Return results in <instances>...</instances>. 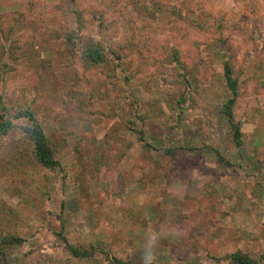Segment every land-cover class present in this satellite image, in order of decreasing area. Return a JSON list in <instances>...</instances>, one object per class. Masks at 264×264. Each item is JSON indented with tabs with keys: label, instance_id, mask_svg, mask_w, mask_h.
Listing matches in <instances>:
<instances>
[{
	"label": "rangeland",
	"instance_id": "obj_1",
	"mask_svg": "<svg viewBox=\"0 0 264 264\" xmlns=\"http://www.w3.org/2000/svg\"><path fill=\"white\" fill-rule=\"evenodd\" d=\"M0 114V264H264V0H0Z\"/></svg>",
	"mask_w": 264,
	"mask_h": 264
},
{
	"label": "trees",
	"instance_id": "obj_2",
	"mask_svg": "<svg viewBox=\"0 0 264 264\" xmlns=\"http://www.w3.org/2000/svg\"><path fill=\"white\" fill-rule=\"evenodd\" d=\"M68 38H70V36ZM89 43H91V41ZM82 55L85 56V58L90 59V61L94 63L101 62L105 59V53L98 43H92L84 46ZM115 56L117 59L120 58L117 53ZM223 71L227 87L231 92V96L219 105L218 110L230 124L232 138L234 140V143L238 146L243 142L239 120L234 116V109L238 96V81L236 78H233L231 76V67L228 63L223 64ZM22 116H27L31 121V125L23 126L22 131L24 133V137L31 145V154L35 162L47 169H55L59 167L60 161L55 157L54 150L51 144L48 142L43 129L36 122L34 115L29 111H20L14 116V118H20ZM12 126L13 121L9 118H4L3 114H0V133H6L7 130ZM23 242L24 239L16 235H9L8 237L3 239L0 238V250L5 248L14 249L20 246ZM66 248L75 257L93 255L96 251V248L94 246L83 248L78 245L68 244ZM102 253L104 254L105 260L108 261V264H129L128 262L122 261L119 258H111L108 256V254L104 252ZM225 259H227L226 264H258V260L240 251H235L226 255ZM262 259L264 260V257Z\"/></svg>",
	"mask_w": 264,
	"mask_h": 264
},
{
	"label": "clouds",
	"instance_id": "obj_3",
	"mask_svg": "<svg viewBox=\"0 0 264 264\" xmlns=\"http://www.w3.org/2000/svg\"><path fill=\"white\" fill-rule=\"evenodd\" d=\"M154 240H155V237H150L148 243L152 244L154 242ZM150 259H151V257L146 254L145 258H144V264H150Z\"/></svg>",
	"mask_w": 264,
	"mask_h": 264
},
{
	"label": "crops",
	"instance_id": "obj_4",
	"mask_svg": "<svg viewBox=\"0 0 264 264\" xmlns=\"http://www.w3.org/2000/svg\"><path fill=\"white\" fill-rule=\"evenodd\" d=\"M260 163H261V165L264 164V157H262ZM262 167H263V165H262Z\"/></svg>",
	"mask_w": 264,
	"mask_h": 264
}]
</instances>
